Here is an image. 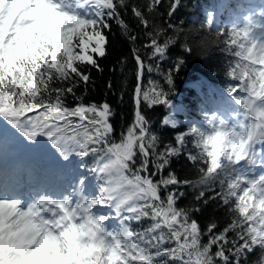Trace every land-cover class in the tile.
<instances>
[{
	"label": "snow or ice",
	"instance_id": "snow-or-ice-1",
	"mask_svg": "<svg viewBox=\"0 0 264 264\" xmlns=\"http://www.w3.org/2000/svg\"><path fill=\"white\" fill-rule=\"evenodd\" d=\"M96 2L107 10L110 17H117L118 25L129 34L130 39L135 40L136 37L129 32V24L119 18L121 8L131 7L136 21L141 27L149 30L151 42L148 47L152 50L153 58H163L170 45L175 42L172 38L165 37L162 43L157 38L164 35L160 29L152 35L153 26L145 15V12L154 14L162 0H148L145 8L130 5L129 0ZM40 3L48 20L59 32V25L68 17L60 16L57 21L59 13L55 12L54 6L44 5L43 0H40ZM179 3L180 0H174L170 11L174 12ZM78 23L80 26L78 31H83L78 40L73 42V47H65L67 59L63 65L58 64L55 59L53 64H49L43 57L41 58L43 63H36L31 70L15 66V61L11 59L7 65L0 62V117L33 144L41 137L46 138L65 158L70 152H76L82 157L90 154L98 156L96 167L100 170L108 168L113 163L122 165V176L111 182L113 185L111 189H105L109 193L108 198L115 199L117 211L123 207L133 214L129 216V220L151 221L143 232H134L130 227L123 229L122 235L127 238L125 248L131 253V264H139L140 260L148 258H151V264H246L248 254L257 249L260 251L257 264H264V230L257 227V223L264 227V221L254 222L251 218L243 221L235 211L238 202L243 204L255 199L251 194L258 185L264 184V177L246 182L242 186L239 182L230 184L228 180L220 181L224 189L220 194V201L230 210L233 218L219 231H216L218 224L214 220L202 229L192 216V212H199L202 209L178 207V199L185 195L178 190L181 181L174 173L164 175L171 158L179 156L181 149L167 146L163 152H158V137L146 127L148 122L139 110L141 96L149 106L167 105V93L158 85H154L146 92L136 88L135 123L128 128L120 142H115L112 139L114 129L110 122L113 115L110 105L107 102L102 105L95 103L86 105L82 97L77 96V89L82 86L87 88L92 82L90 73L84 66L103 71L94 56H106L108 39L103 29L108 25L103 19L99 22ZM43 24L44 21L41 20L40 25ZM256 27L258 25L249 21L248 27L243 30L232 29L230 39L225 41L232 54L239 58L229 75L240 82L239 92L245 93L249 100L264 98V43L252 39V31ZM136 62L139 74L142 75L144 63L138 51ZM18 72L20 75H17ZM166 79L169 85L173 83L171 75ZM229 91L234 95L237 93L236 88ZM68 97L77 100V105H69ZM238 102L248 103L243 99ZM29 113L33 115L30 116ZM193 132L194 130L190 129L187 134L178 135L177 142L183 146L188 137L194 139ZM196 156L191 154L188 159L193 164L201 163ZM153 168L160 176L159 180L152 178ZM173 186L176 190H173ZM129 188L133 191H128ZM204 196L205 193L199 194L198 199L204 200ZM204 202L207 203L206 200ZM91 203L98 205L101 202L93 200ZM66 204L67 202H64L58 206L64 208ZM261 207H264V201L261 202ZM9 209L13 211L9 212ZM15 209V203H0V228L7 227L4 221L9 215L14 214ZM230 233L233 235L230 236ZM205 235L208 236L207 242L203 240ZM2 240L3 235L0 233V241ZM119 244L120 240L117 239V245ZM166 245L172 246L165 247ZM46 247L42 244L41 250L31 253L26 261L14 259L12 264H58L51 257L44 255L42 250ZM17 250L26 251L20 248ZM0 264L4 262L0 261Z\"/></svg>",
	"mask_w": 264,
	"mask_h": 264
},
{
	"label": "trees",
	"instance_id": "trees-1",
	"mask_svg": "<svg viewBox=\"0 0 264 264\" xmlns=\"http://www.w3.org/2000/svg\"><path fill=\"white\" fill-rule=\"evenodd\" d=\"M244 0H180L175 11H170L174 0H162L154 14L145 12L149 23L153 26L152 35L160 29L164 35L157 38L163 43L165 37L172 38L175 42L170 45L163 58H153L152 50L148 47L151 37L149 30L140 26L133 17L131 7L119 10V18L124 19L130 26L129 32L136 39L132 40L129 34L124 32L117 23V17H110L107 10L103 9L96 0H65L67 12L75 14L87 22H103L108 25L104 28V34L108 39L106 56L94 58L99 62L103 71L84 66L90 73L91 83L87 88L83 86L77 89V96L82 97L88 104L102 105L107 102L113 112L110 122L113 124L112 139L120 142L127 130L135 123L137 106L135 103V89L140 86L142 91H148L154 85H158L167 93L168 104H156L149 106L140 98L139 110L147 120L146 127L152 134L158 137V152H163L167 146H175L181 149L177 157H172L171 162L164 171V175L174 173L181 181L179 191L185 195L178 199V207L186 209L200 208L202 211L192 212V216L205 229L210 221L218 224L216 231L227 226L233 214L220 201V194L224 190L217 180L211 188L204 191V200L198 199L200 190L193 187V182L199 178V167L202 163L193 164L188 159L191 154L197 155L193 146V139L188 137L181 146L177 142V136L187 134L193 127H201L205 119L197 113L200 111V102L207 97L209 87L217 92L229 95L238 103L240 97L245 96L239 92L240 82L229 75L231 68L239 58L229 50L225 41L230 39L232 29L243 30L248 27L244 24L242 16L244 9L239 2ZM134 4L145 8L148 0H129ZM209 23L211 26H209ZM252 39L264 43V33L253 29ZM139 52L144 63V71L139 82V68L136 62V54ZM151 68V71L148 69ZM171 75L173 83L169 85L166 77ZM199 82L200 88L189 87V83ZM111 84V88H109ZM236 88L237 93H230L229 89ZM78 101L68 97V104L75 106ZM239 115L241 109L236 105H228ZM29 115H33L29 113ZM173 119V127L165 123L166 118ZM73 154L71 168L77 172L90 175L97 165L98 156L92 154L80 156ZM245 164L234 169V176H242L245 172ZM147 175V173H145ZM152 178L159 180L160 176L153 168ZM249 181L254 179L249 176ZM186 182V183H185ZM173 190H176L173 186ZM163 194V193H162ZM116 212V206H113ZM123 215L134 232H143L151 221L129 220L132 213L126 210L119 211ZM105 217V216H104ZM108 218V217H106ZM109 219V218H108ZM230 236L233 234L230 233ZM208 236L203 240L207 242ZM172 245H166L170 247ZM260 258L259 249L248 254L246 264H257Z\"/></svg>",
	"mask_w": 264,
	"mask_h": 264
},
{
	"label": "clouds",
	"instance_id": "clouds-1",
	"mask_svg": "<svg viewBox=\"0 0 264 264\" xmlns=\"http://www.w3.org/2000/svg\"><path fill=\"white\" fill-rule=\"evenodd\" d=\"M43 3L54 6L55 12L59 13L57 21L60 16L68 17L59 25V32L48 20L40 0H0V62L7 65L11 59L15 61V66L25 70H31L38 62L43 63L42 57L49 64H53V59L60 65L66 63L65 47H73V42L78 40L83 31H78V22L85 20L65 11L61 0H43ZM41 20L44 21L43 25H40ZM242 99L248 103L238 102L244 113L238 127H232L226 121L208 120L204 127L192 128L196 158L203 165L199 167V178L193 182V187L199 189L200 194L211 188L217 180H228L230 184L239 182L242 186L250 181L242 176H234V169L245 163L250 166L260 164L258 146L264 145V98L249 100L245 95L238 101ZM9 167L16 169L15 165ZM93 171L105 182V200L84 197L83 182L78 185L81 195L75 203L70 195L62 199L41 196L27 204L23 200H0V203L16 204L14 214L4 221L7 227L0 228L3 235L0 261L4 264H12L14 259L24 262L31 253L41 250L44 244L47 246L42 250L44 255L58 264H131V253L125 248L127 238L122 233L117 236L109 231L105 223L107 218L98 215L94 211L97 205L91 203L98 200L116 204L115 199L108 198L109 193L105 189H111V182L122 176L123 167L113 163L106 169L96 167ZM128 191L133 189L129 188ZM262 193L264 184L258 185L251 194L255 199L243 204L238 202L235 211L241 220L251 218L254 222L264 221ZM41 201L55 203L42 204ZM64 202H67L66 207L58 206ZM123 210L122 207L120 211ZM257 227L264 230L259 223ZM117 239L120 240L119 245ZM18 248L26 251H18ZM139 264H151V258L140 260Z\"/></svg>",
	"mask_w": 264,
	"mask_h": 264
},
{
	"label": "rangeland",
	"instance_id": "rangeland-1",
	"mask_svg": "<svg viewBox=\"0 0 264 264\" xmlns=\"http://www.w3.org/2000/svg\"><path fill=\"white\" fill-rule=\"evenodd\" d=\"M247 19L249 21H251L253 24L255 23H261V26L264 29V12L263 10H257L255 11L253 14H251L249 17H247ZM247 24L249 25V22H247ZM194 88L199 89V87L197 86V84L193 85ZM215 116V118L211 117L208 118L209 116H207L206 121L208 120H217L221 123L223 122H228L229 125H231L232 127H238V125L240 124V120L239 118H234V117H226V116H221L219 112H216L215 114H213ZM168 123H166L168 126L173 127V119L171 117L166 118V120ZM206 124V122H205ZM40 141H43L45 143L49 142L47 141L46 138L41 137ZM38 141V142H40ZM37 142V143H38ZM50 143V142H49ZM33 144V143H32ZM53 146L50 144L49 148L45 151L44 149H38L37 151V157H43L44 155H48L49 149H51ZM55 148V147H54ZM261 150L260 156L264 159V147H259ZM57 150V148H55ZM35 151V149H34ZM36 152V151H35ZM59 153H55L54 155L57 157ZM30 162V161H29ZM264 166L260 168V171L263 172ZM40 182L42 181V179L39 180ZM83 182V186H86V188H83V192L82 195L84 193V191L87 190V194H88V199H92V195L94 194V191L98 192L97 195L93 196L96 199H100V200H104L103 199V195H102V189H101V185H104L103 181L100 180L96 174H94L93 176H91L90 178H87L85 180L82 181ZM72 184L74 185V188L77 189V184H75L74 182H72ZM87 184V185H86ZM91 191V192H90ZM68 195V194H65ZM81 193L80 192H73L72 194H70L73 202L75 203L76 201L79 200ZM84 196V195H83ZM110 203H101L98 204L97 207L94 209V211L98 214V215H108L109 217H111L110 220H106V227L107 229H110L113 233L115 232L114 235L119 236L122 232L123 229L125 227H127V224L124 223L123 221H118V217H120L121 212L116 211V213H114V211L110 208L109 206ZM114 204H112L111 206H113Z\"/></svg>",
	"mask_w": 264,
	"mask_h": 264
},
{
	"label": "water",
	"instance_id": "water-1",
	"mask_svg": "<svg viewBox=\"0 0 264 264\" xmlns=\"http://www.w3.org/2000/svg\"><path fill=\"white\" fill-rule=\"evenodd\" d=\"M135 100H136V97H135Z\"/></svg>",
	"mask_w": 264,
	"mask_h": 264
}]
</instances>
